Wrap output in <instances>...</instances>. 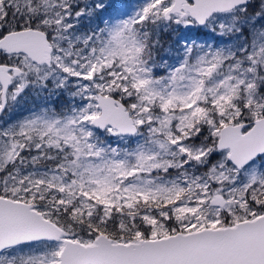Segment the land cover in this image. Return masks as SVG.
<instances>
[{"label":"snow or ice","instance_id":"snow-or-ice-1","mask_svg":"<svg viewBox=\"0 0 264 264\" xmlns=\"http://www.w3.org/2000/svg\"><path fill=\"white\" fill-rule=\"evenodd\" d=\"M0 264H264V0H0Z\"/></svg>","mask_w":264,"mask_h":264}]
</instances>
